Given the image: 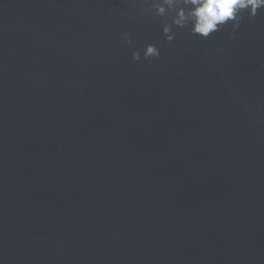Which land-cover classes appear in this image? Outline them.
<instances>
[{"label": "water", "instance_id": "obj_1", "mask_svg": "<svg viewBox=\"0 0 264 264\" xmlns=\"http://www.w3.org/2000/svg\"><path fill=\"white\" fill-rule=\"evenodd\" d=\"M146 7L0 0V264H264V10Z\"/></svg>", "mask_w": 264, "mask_h": 264}, {"label": "clouds", "instance_id": "obj_2", "mask_svg": "<svg viewBox=\"0 0 264 264\" xmlns=\"http://www.w3.org/2000/svg\"><path fill=\"white\" fill-rule=\"evenodd\" d=\"M147 11L153 18H161V32L165 42L175 39L174 28L188 29L191 35L208 38L231 25L230 38L236 39L244 14L255 17L264 10V0H144ZM124 41L132 43L131 35L124 34ZM158 58L160 49L153 43L145 44L143 50L132 52V59L140 61Z\"/></svg>", "mask_w": 264, "mask_h": 264}]
</instances>
